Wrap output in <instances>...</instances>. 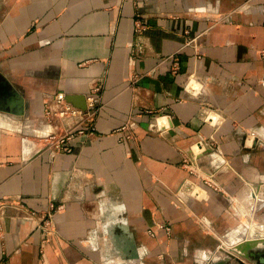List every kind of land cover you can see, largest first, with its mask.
Segmentation results:
<instances>
[{
    "label": "crops",
    "instance_id": "0c3cea01",
    "mask_svg": "<svg viewBox=\"0 0 264 264\" xmlns=\"http://www.w3.org/2000/svg\"><path fill=\"white\" fill-rule=\"evenodd\" d=\"M0 88V264H264V0H0Z\"/></svg>",
    "mask_w": 264,
    "mask_h": 264
},
{
    "label": "built area",
    "instance_id": "2783aa9c",
    "mask_svg": "<svg viewBox=\"0 0 264 264\" xmlns=\"http://www.w3.org/2000/svg\"><path fill=\"white\" fill-rule=\"evenodd\" d=\"M145 26L140 24L137 28V32L140 33L144 30ZM178 65H176L174 71H177ZM97 101L95 96L90 95L87 97L86 108L75 105L71 102L65 94H57L51 97L46 103V116L50 120L70 121V125L62 132L51 134L46 138V150H50L52 153L70 152V143L76 135L81 134H94V120L97 112ZM197 194V195H196ZM194 194L198 197V193ZM51 226V221L47 220L44 224L47 232ZM163 228V226H159ZM170 231V228H167ZM151 235H154L153 231H149Z\"/></svg>",
    "mask_w": 264,
    "mask_h": 264
},
{
    "label": "rangeland",
    "instance_id": "374dc122",
    "mask_svg": "<svg viewBox=\"0 0 264 264\" xmlns=\"http://www.w3.org/2000/svg\"><path fill=\"white\" fill-rule=\"evenodd\" d=\"M1 89V88H0ZM258 185V184H257ZM257 185H255V188H254V190H255V192H254V199H255V212H256V215L257 214H259L260 215V213L262 214V207H261V204H262V202H264V196H261L260 197V193H259V191H260V189H261V184L258 186V187H260V189H259V191L257 192L256 191V188H257ZM258 217V216H257ZM260 217V216H259ZM255 219L256 220H254L253 222H251V228L253 229V238L254 239H251V240H249V243L250 244H252V243H254L253 245L255 246L254 248H253V250H254V252H256V253H258V252H264V246H262V245H264V223L262 222V220H259V219H257L256 217H255ZM263 240V241H262ZM259 241V242H258ZM246 242V241H245ZM239 243V244H237V245H235L234 246V249H233V251L234 252H236V246H242L243 245V247H246L247 246V244L246 243ZM252 245V246H253ZM229 251H231V249L229 250Z\"/></svg>",
    "mask_w": 264,
    "mask_h": 264
},
{
    "label": "water",
    "instance_id": "95a60500",
    "mask_svg": "<svg viewBox=\"0 0 264 264\" xmlns=\"http://www.w3.org/2000/svg\"><path fill=\"white\" fill-rule=\"evenodd\" d=\"M85 105H83V106H81L82 108H86V107H84ZM247 243H249V242H247ZM254 243H252V244H247V246H250V245H253ZM245 248L243 247V245L242 246H236V252H241L242 250H244ZM220 264H224V263H220Z\"/></svg>",
    "mask_w": 264,
    "mask_h": 264
},
{
    "label": "bare ground",
    "instance_id": "6f19581e",
    "mask_svg": "<svg viewBox=\"0 0 264 264\" xmlns=\"http://www.w3.org/2000/svg\"><path fill=\"white\" fill-rule=\"evenodd\" d=\"M249 193H250V192H249ZM253 194H254V193H253ZM255 196H256V195H255ZM255 196H254V197H255ZM250 197H251V196H250ZM263 240H264V239H263ZM263 240H262V241H263ZM258 242H259V241H258Z\"/></svg>",
    "mask_w": 264,
    "mask_h": 264
}]
</instances>
